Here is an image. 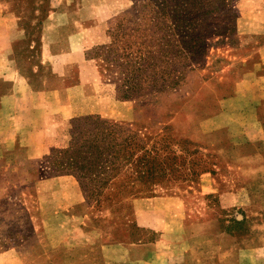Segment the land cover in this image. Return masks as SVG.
Wrapping results in <instances>:
<instances>
[{"label": "rangeland", "instance_id": "rangeland-1", "mask_svg": "<svg viewBox=\"0 0 264 264\" xmlns=\"http://www.w3.org/2000/svg\"><path fill=\"white\" fill-rule=\"evenodd\" d=\"M158 5L177 71L122 100L87 53ZM97 114L135 129L160 177L129 167L90 196L51 175L69 121ZM0 203V264H264V0H0Z\"/></svg>", "mask_w": 264, "mask_h": 264}, {"label": "trees", "instance_id": "trees-1", "mask_svg": "<svg viewBox=\"0 0 264 264\" xmlns=\"http://www.w3.org/2000/svg\"><path fill=\"white\" fill-rule=\"evenodd\" d=\"M159 6L152 15L141 14L132 23L129 18L110 22V41L87 53L88 59L98 61L101 73L112 81L122 100L157 97L170 87L169 78L177 71L178 56L168 50L171 40L162 33ZM67 134L65 143L46 156L50 173L75 176L90 196H104L114 178L127 175L129 167L133 172L126 178L136 172L138 180L148 182L161 175L157 156L149 157L147 142L133 128L97 114L71 119ZM12 240V235L0 229V249Z\"/></svg>", "mask_w": 264, "mask_h": 264}, {"label": "crops", "instance_id": "crops-1", "mask_svg": "<svg viewBox=\"0 0 264 264\" xmlns=\"http://www.w3.org/2000/svg\"><path fill=\"white\" fill-rule=\"evenodd\" d=\"M161 243V241H159V242H157L156 244L155 243H153V244H144V245H134V247L133 246H128V247H126L127 248V250H129L131 253H133V249L134 248H148V250H149V248L151 249L152 247L151 246H156V248H155V250H159V248H160V246H159V244ZM158 246V247H157ZM128 251V252H129ZM153 259H155V256H154V258H152L151 259V257L149 258V256H145V257H143L142 258V260H140L139 262H145V263H148V262H150V261H152ZM136 261H138V260H136ZM109 264H115L114 262H112V261H109L108 262ZM122 264H132V263H135V261H134V258H133V256H128V258L126 259V261L125 262H121ZM107 264V263H106ZM116 264H120L119 262H117Z\"/></svg>", "mask_w": 264, "mask_h": 264}]
</instances>
